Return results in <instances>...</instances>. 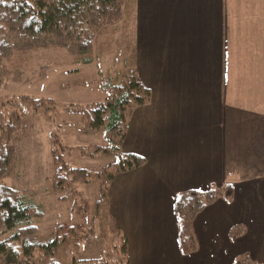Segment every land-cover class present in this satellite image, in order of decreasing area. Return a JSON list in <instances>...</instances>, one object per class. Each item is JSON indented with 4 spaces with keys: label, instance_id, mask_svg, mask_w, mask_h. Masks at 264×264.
I'll return each instance as SVG.
<instances>
[{
    "label": "crops",
    "instance_id": "1",
    "mask_svg": "<svg viewBox=\"0 0 264 264\" xmlns=\"http://www.w3.org/2000/svg\"><path fill=\"white\" fill-rule=\"evenodd\" d=\"M126 19L127 67L152 95L122 148L145 165L110 188L130 264H264V0H128ZM226 185L234 201L197 216L183 254L177 197Z\"/></svg>",
    "mask_w": 264,
    "mask_h": 264
},
{
    "label": "trees",
    "instance_id": "2",
    "mask_svg": "<svg viewBox=\"0 0 264 264\" xmlns=\"http://www.w3.org/2000/svg\"><path fill=\"white\" fill-rule=\"evenodd\" d=\"M128 0H0V69L14 56L26 55L35 50L56 48L67 51L78 65H90L95 61V49L101 38L109 39L121 27L117 45L127 43L126 9ZM103 45V44H102ZM107 52L111 41L104 45ZM106 93L103 101L88 105H71L67 111L80 114L85 132L102 134L108 146L76 148L85 150L92 157H115L96 173L84 169H72L64 161L62 150L57 147L58 130L51 132L52 185L58 201L67 202L85 196L81 185L96 186L94 211L98 212L91 227L79 233V227L58 226L48 242L32 241L38 229L32 226L42 211L25 199L28 191H18L4 183L13 173L18 152L14 142L24 136V118L34 117L45 108L46 113L56 107L52 100L21 97L4 108L0 115V261L2 264H59L57 253L65 244L78 245L79 240H91L88 247L98 248V255L75 258L70 264H130L127 236L118 228L110 205V188L117 176L137 170L145 165V159L122 150L130 120L136 109L147 105L151 92L140 82L136 69L119 72L101 82ZM47 102V104H45ZM59 128V127H58ZM90 151V153H89ZM235 188L231 185L212 187L207 191L191 190L176 199L175 212L179 223V243L183 254L198 248L194 222L199 214L219 200L231 203ZM245 230L234 228L233 240ZM79 238V239H78ZM87 249L84 250L86 252ZM236 264H256L249 256L241 257Z\"/></svg>",
    "mask_w": 264,
    "mask_h": 264
},
{
    "label": "rangeland",
    "instance_id": "3",
    "mask_svg": "<svg viewBox=\"0 0 264 264\" xmlns=\"http://www.w3.org/2000/svg\"><path fill=\"white\" fill-rule=\"evenodd\" d=\"M121 26L120 32L118 27L116 34L110 39L107 35L101 38L100 47L94 52L96 57L93 64L78 65L67 51L50 48L14 56L5 64L3 70L0 69V115L4 108L25 96L52 100L56 107L52 118L51 111L46 113L45 108L40 109L34 117L24 118V136L13 143L18 152L16 167L13 173L3 180L10 188L21 192L28 191L29 195L25 200L36 205L43 213L41 218L32 222V226L38 229L37 235L30 237L32 241H51L58 226L65 229L79 227V233L85 232L98 214L94 211L96 186H78L85 192V196L63 203L58 201L59 196L52 192L51 145L54 140L51 141L50 135L52 130H58L55 142L60 150L62 147L69 148L67 151L62 150L61 154L72 169L96 173L103 166L115 162V157H92L86 155L85 150L76 149L108 145L102 134L85 132L82 116L69 113L67 109L71 105H88L103 101L106 93L101 89L102 80L109 76L116 77L119 72L126 70L129 62L127 63L126 44H121L123 37L117 45L122 34ZM109 40L111 46L107 52L104 45ZM129 59L132 60L130 56ZM90 241L79 240L76 246H62L56 255L59 264H70L75 258L97 256L98 248L88 247Z\"/></svg>",
    "mask_w": 264,
    "mask_h": 264
}]
</instances>
